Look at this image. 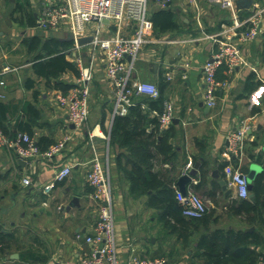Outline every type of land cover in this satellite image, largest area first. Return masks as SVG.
<instances>
[{
  "label": "crops",
  "instance_id": "0c3cea01",
  "mask_svg": "<svg viewBox=\"0 0 264 264\" xmlns=\"http://www.w3.org/2000/svg\"><path fill=\"white\" fill-rule=\"evenodd\" d=\"M197 1L199 12L187 0H171L167 8L176 12L181 24L174 32L156 36L153 31V40L141 49L136 76L157 83L160 98L174 102V117L169 126L175 156L171 165L157 163L154 170L166 179H175L177 185L190 158L193 166H197V173L191 175L197 179L192 187L210 202L211 213L206 223L185 230L149 204L152 191L133 196L129 180L115 160L118 151L127 150L117 144L110 146L118 255L122 263L131 254V244L136 255L163 257L166 264H209L199 243L203 235L217 229L225 235L228 231L243 233L246 237L242 249L248 248L259 254L258 259H264V221L249 222L244 215L234 213L230 207L239 197L226 190L230 188L227 169L238 167L247 175L250 165L256 164L260 169L251 182L254 184L260 175L264 177V0H253L249 8L236 4L238 16L248 19L256 14L261 26L254 39L245 42L234 39L247 65L232 72H227L225 66L219 67L217 79L222 85L214 107L204 100L202 67L210 57L212 45L203 34L221 31L222 24L228 26L231 13L215 2ZM42 4L43 0H0V78L5 82L0 87L4 94L0 101L7 108L6 126L13 132L19 127L30 128L40 149L45 150L64 137L68 139L58 153L32 159H24L0 146V232L7 242L0 264H23L20 254L26 257L29 253L34 255V260L26 264H79L81 255L89 248L84 235L92 230L98 217V203L86 181V172L92 143L103 154L106 136L110 135L112 88L106 82L102 64L98 63L89 120L81 127L69 122L67 110L56 96L66 93L77 75L63 72L57 78L47 79L38 75L34 67L35 57L44 51L45 43L51 42L54 48L53 40H65L69 42L68 49L72 41L67 39L64 26L55 30L37 26ZM155 9H158L156 5H151V11ZM247 22L251 25V20ZM35 37L37 44L32 41ZM65 55L72 61L71 54ZM134 99L150 117L159 113L158 98L137 95ZM244 118L249 121V129L243 156L229 158L226 136ZM64 164L72 165L70 175L57 182L49 194L43 193V185ZM201 170L205 171L204 177L200 176ZM213 171L219 176H212ZM23 177H29L31 184L25 185ZM220 179H226V189L222 188ZM189 183L190 180L185 187ZM251 191L242 200L253 201L255 196L253 200L249 198ZM74 197L78 202L70 205ZM251 227L252 230H247ZM181 232L187 235L181 236Z\"/></svg>",
  "mask_w": 264,
  "mask_h": 264
},
{
  "label": "built area",
  "instance_id": "2783aa9c",
  "mask_svg": "<svg viewBox=\"0 0 264 264\" xmlns=\"http://www.w3.org/2000/svg\"><path fill=\"white\" fill-rule=\"evenodd\" d=\"M187 1L196 12H199L197 0ZM209 1L219 3L231 13L228 26L222 24L221 31L203 34L212 45L210 57L202 67L204 100L208 106L214 107L217 91L222 85V82L217 79L219 67L225 66L227 72H232L237 67L247 65L234 39L237 38L241 42L254 39L258 35L257 27L260 21L255 17L256 14L248 19L238 16L239 8L236 6V0ZM170 2L171 0H43L42 9L36 21L37 26L47 30L64 26L68 33H72L71 46L64 52L72 55V62L79 73L74 85L66 93L56 96L58 103L66 108L69 122L76 127H81L89 120L92 83L98 63L102 64L106 82L112 88L113 107L109 127L115 115L126 114L129 107L136 104L134 98L137 95L151 99L160 97L157 83L137 78L136 62L142 47L153 40L151 5L164 9ZM104 19H107V22ZM249 20L251 25H248ZM86 36H91V40L80 43L79 39ZM4 84V80L0 78V87ZM3 96L4 94L0 92V98ZM157 117L160 129L169 127L174 117L173 100H163L162 110L157 113ZM248 129L249 121L244 118L240 120L239 127L226 136L227 157L240 159L243 156ZM92 136L93 133L90 132L89 137L92 138ZM109 136V134L106 136L103 154L99 153L92 143L86 181L92 187L93 196L98 203V217L92 230L84 235V242L89 245V248L81 255L79 264H166V259L163 257L136 255L133 253L131 244H129L131 254L126 261L122 263L119 258ZM67 139L68 137H64L42 150L34 137L26 132H18L15 137L8 138L0 130V146H6L24 159L52 156L64 147ZM192 168L193 163L189 158L182 174H188ZM71 170V164H64L58 168L52 180L43 185L42 192L49 194L57 182L70 175ZM226 178L227 185L236 197H248L249 180L240 168L227 169ZM22 181L25 185L31 184L29 177H23ZM196 182L197 179L191 177L184 192L174 185L176 198L185 217L200 218L209 209L210 202L199 196L192 187V183ZM256 264H264V259H259Z\"/></svg>",
  "mask_w": 264,
  "mask_h": 264
},
{
  "label": "trees",
  "instance_id": "16d2710c",
  "mask_svg": "<svg viewBox=\"0 0 264 264\" xmlns=\"http://www.w3.org/2000/svg\"><path fill=\"white\" fill-rule=\"evenodd\" d=\"M151 19L156 36L177 31L181 24L172 8L151 11ZM32 41L35 44L38 43L36 37ZM52 43L55 45L54 48H51V42L45 43L44 51L36 55L34 60L36 73L47 79L57 78L63 72L78 75L77 67L66 58L64 52L69 42L56 39ZM59 45L61 46L59 47ZM158 99L156 102L158 105L160 103V106L156 107L160 112L163 98L159 97ZM141 108L142 105L136 101L135 105L129 107L126 114L115 115L112 120L109 148L117 144L120 148L127 150V152L118 151L116 153L117 166L129 180V189L133 196L152 191L149 202L151 206L159 208L163 215H169L183 229L187 230L189 227L195 229L198 225L206 223L211 210L207 209L200 218L185 217L182 214V207L176 198L174 189L176 180L166 179L154 170L157 163L171 165L170 162L175 156L174 146L171 142L172 127L160 129L158 117H150L149 113L143 112ZM6 109V104L0 101V130L11 138L16 136L18 130L31 135L30 128L19 127L13 132L6 126ZM200 176H205L204 170L200 171ZM252 191L255 196L253 201L236 199L230 209L236 214L244 215L249 222L257 220L261 223L264 221V177L262 175L257 177ZM180 235L186 236L187 233L181 232ZM244 237L246 236L243 233L233 234L232 231H228V234L225 235L220 229H217L203 235L199 244L204 248V252L211 262L209 264H226L228 261H233L236 264H256L260 258L259 254L241 247L244 244L242 242ZM4 238L5 236L0 232V256L5 255L4 246L7 242ZM20 256L23 264L34 260L32 253L26 257H23V254Z\"/></svg>",
  "mask_w": 264,
  "mask_h": 264
},
{
  "label": "water",
  "instance_id": "95a60500",
  "mask_svg": "<svg viewBox=\"0 0 264 264\" xmlns=\"http://www.w3.org/2000/svg\"><path fill=\"white\" fill-rule=\"evenodd\" d=\"M216 5H220L219 3L215 2ZM236 4L238 5V7H243V8H249L252 4H253V0H236ZM105 22H107V19H104ZM261 26V23L258 24V27H257V30H259ZM68 40H71L72 39V33L69 32L68 33V37H67ZM91 40V36H86V37H82L79 39V42L80 43H86L88 41ZM259 167L256 165V164H251L250 165V170L247 174V178L249 180V183H248V189L251 191L252 190V186H253V183L251 182L252 178L255 177V174L256 172L259 171ZM197 173V166H193V168L190 170V172L188 174H182L178 181H177V186H178V189L182 192L185 191L186 187V183L191 179V175H195ZM212 176L214 177H218L219 175L217 174L216 171H213L212 172ZM220 184L222 185V188L223 189H226V179H220ZM227 190V193L231 192V188H228L226 189ZM249 198L251 200L254 199V193L251 191L250 195H249ZM239 200H242V198H239ZM77 197H74L71 202H70V205H73V204H77ZM253 227L247 229V230H252ZM14 256H18L17 254H15ZM13 257V256H12Z\"/></svg>",
  "mask_w": 264,
  "mask_h": 264
},
{
  "label": "rangeland",
  "instance_id": "374dc122",
  "mask_svg": "<svg viewBox=\"0 0 264 264\" xmlns=\"http://www.w3.org/2000/svg\"><path fill=\"white\" fill-rule=\"evenodd\" d=\"M136 69H137V71H138V69L140 70V68L138 67V64H137V62H136ZM109 152H111L110 151V148H109ZM110 159H111V157H110ZM198 194V193H197ZM199 195V194H198ZM199 196H201V195H199ZM202 197V196H201Z\"/></svg>",
  "mask_w": 264,
  "mask_h": 264
}]
</instances>
